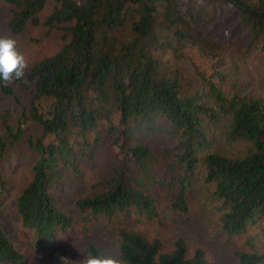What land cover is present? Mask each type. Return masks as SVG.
Listing matches in <instances>:
<instances>
[{
  "label": "trees",
  "instance_id": "trees-1",
  "mask_svg": "<svg viewBox=\"0 0 264 264\" xmlns=\"http://www.w3.org/2000/svg\"><path fill=\"white\" fill-rule=\"evenodd\" d=\"M2 2L12 34L44 26L60 30L63 39L21 79L0 81V100L13 96L21 107L0 105V185L2 164L25 140L38 156L17 208L35 230L38 250L73 223L54 187L70 169L80 171L82 160L101 155L107 159L98 180L76 199L81 211L106 217L134 212L152 220L166 197L173 209L188 212L201 181L225 230L259 227L264 244V99L225 90L223 71H197L195 80L184 62L188 47L211 43L196 16L208 4L220 17L226 7L237 11L252 46L264 52V0ZM18 90L31 93L28 104ZM88 251L103 252L92 244ZM117 251L127 264H209L206 252L191 253L183 237L168 249L160 238L128 228L119 231ZM236 256L239 264H264V245ZM22 259L0 224V264Z\"/></svg>",
  "mask_w": 264,
  "mask_h": 264
},
{
  "label": "rangeland",
  "instance_id": "rangeland-1",
  "mask_svg": "<svg viewBox=\"0 0 264 264\" xmlns=\"http://www.w3.org/2000/svg\"><path fill=\"white\" fill-rule=\"evenodd\" d=\"M50 9L51 6H48L42 14L43 18ZM225 10L227 13L220 17V10L212 4L197 9V21L212 44L186 49L184 62L188 73L197 80V71L206 74L223 71L228 82L225 90H237L242 95L264 99V52L257 45L252 46L251 34L239 25L238 12L229 7ZM8 16L7 4L0 3V32L17 41L18 50L25 55L28 65L54 54L62 46V33L57 29L38 26L18 35L12 34L7 26ZM18 93L28 104L31 93L22 90H18ZM0 105L21 109L16 98L8 95L0 100ZM37 156L23 140L1 166L5 185H0V224L23 254V259L16 264H73L89 253L90 244L104 253L117 255L121 228L139 231L150 238H160L168 249L176 239L183 237L191 253L196 248L206 252L209 264H239L237 251L251 249L253 245L258 248L264 245L261 244L263 236L259 227L235 234L225 230L208 189L201 181L191 191L188 212L173 209L166 197L159 200V217L152 220L134 212L106 217L81 211L76 206V199L89 194L91 185L98 180L97 174L107 159L101 155L82 160L80 171L70 169L61 183L54 187L53 193L59 206L73 217V223L45 251H40L36 248L35 230L24 224L17 208V199L30 180Z\"/></svg>",
  "mask_w": 264,
  "mask_h": 264
},
{
  "label": "clouds",
  "instance_id": "clouds-1",
  "mask_svg": "<svg viewBox=\"0 0 264 264\" xmlns=\"http://www.w3.org/2000/svg\"><path fill=\"white\" fill-rule=\"evenodd\" d=\"M28 61L18 50L17 41L12 37L0 36V81L11 83L25 75ZM73 264H127V261L117 255L104 252L88 253L83 259Z\"/></svg>",
  "mask_w": 264,
  "mask_h": 264
}]
</instances>
